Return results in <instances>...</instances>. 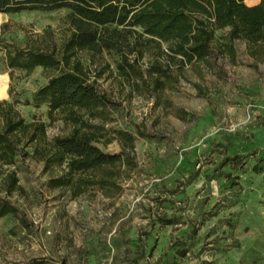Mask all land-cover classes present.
Instances as JSON below:
<instances>
[{
  "label": "rangeland",
  "instance_id": "rangeland-1",
  "mask_svg": "<svg viewBox=\"0 0 264 264\" xmlns=\"http://www.w3.org/2000/svg\"><path fill=\"white\" fill-rule=\"evenodd\" d=\"M67 14L59 9L0 15V36L22 47L58 51L70 33ZM226 33L214 32L216 74L191 78L200 94L182 82L156 106L148 96L128 97L129 87L114 76L104 73L98 80L120 104L111 110L115 122L108 127L134 133L139 126L146 134L136 140L138 167L118 198L72 200L65 188L49 186L60 170L47 168L41 157H17L0 170V201L9 212L0 218V264H264V64L250 67L241 42L234 43L235 61H229ZM103 58L114 72L113 56ZM54 74L14 71L9 82L0 54V101H15L26 123L45 126L48 139L69 132L61 121L48 119L45 105L32 102ZM100 148L120 150L116 142ZM235 155L245 156L242 167H220ZM227 173L230 180L223 177ZM159 219L173 224L161 227Z\"/></svg>",
  "mask_w": 264,
  "mask_h": 264
},
{
  "label": "trees",
  "instance_id": "trees-1",
  "mask_svg": "<svg viewBox=\"0 0 264 264\" xmlns=\"http://www.w3.org/2000/svg\"><path fill=\"white\" fill-rule=\"evenodd\" d=\"M246 1L0 0V15L66 9L70 30L58 51L22 47L0 36L9 82L14 71L55 72L33 93L32 102L47 107L51 122L59 120L69 127L66 135L48 139L45 126L26 123L15 101H0V170L12 167L17 157H41L47 168L60 170L49 186L65 188L72 200L96 195L118 198L138 167L136 140L146 134L139 126H134V133L108 127L115 122L111 110L120 104L101 90L98 80L104 73L114 76L129 87L128 97L148 96L156 106L163 93L175 92L182 82L200 94L201 86L191 78L202 81L205 74H216L215 30H227L224 54L229 61H235L234 43L241 42L253 62L250 67L257 68L264 64V0L252 6ZM104 55L113 56L114 72ZM173 113L185 119L183 112ZM112 142L120 147L117 153L100 148ZM244 159L226 157L220 167L229 165L233 172ZM223 177L230 180L232 174ZM8 213L0 201V218ZM158 224L166 227L173 222L159 219Z\"/></svg>",
  "mask_w": 264,
  "mask_h": 264
}]
</instances>
